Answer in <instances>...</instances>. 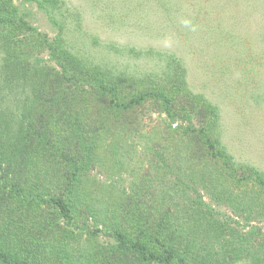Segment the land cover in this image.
Instances as JSON below:
<instances>
[{
    "label": "rangeland",
    "instance_id": "obj_1",
    "mask_svg": "<svg viewBox=\"0 0 264 264\" xmlns=\"http://www.w3.org/2000/svg\"><path fill=\"white\" fill-rule=\"evenodd\" d=\"M11 3L15 20L0 27V247L31 264H264V189L237 180L241 169L264 178V0ZM51 67L57 94L93 71L117 97L47 110ZM148 90L171 97L172 118L155 98L125 106ZM188 126L228 154L235 177ZM59 196L71 219L49 201ZM114 229L151 240L134 250Z\"/></svg>",
    "mask_w": 264,
    "mask_h": 264
},
{
    "label": "trees",
    "instance_id": "obj_2",
    "mask_svg": "<svg viewBox=\"0 0 264 264\" xmlns=\"http://www.w3.org/2000/svg\"><path fill=\"white\" fill-rule=\"evenodd\" d=\"M14 6L11 3V0H0V27H3L2 24L6 22H11L15 20V13L13 11ZM11 24H14L12 22ZM56 49H57V45ZM55 46H51V50L57 57V53L55 50ZM64 68V67H63ZM49 71V69H48ZM55 74L56 78L54 79H49L47 80H42L40 81L41 86L44 87L45 91H43L41 88V94L42 91L45 92V94H42L39 98H41V104L43 103V106L48 110L51 106V104H54L55 102H66L67 98L68 100L71 99V97H76L79 101L82 103L84 102H94V100H101L105 101L107 96L112 95V98L114 96L117 97V92L118 88L117 85L113 83V85L106 79L105 76L100 75V74H94L93 71H89L88 73H73L72 75L74 77H69V85L65 90H63V93L57 94V88L54 87L55 83L57 82L56 85H58V71L56 73L54 72L55 69L54 67H51V72ZM63 73V72H62ZM60 75V74H59ZM81 76V77H79ZM55 80V81H54ZM147 98H155L159 101H161L164 111L166 112L167 115H169L171 118L174 116L173 110V103L171 100V97L167 95L163 90H148L146 92H143L138 95H131L128 98L127 103L125 106L127 108H136L139 105H141L144 101L147 100ZM44 100V101H43ZM66 100V101H65ZM95 103V102H94ZM97 103V102H96ZM40 104V103H39ZM40 104V105H41ZM43 108V110H45ZM198 133L200 134V137L202 138V141L205 144V152L208 155V158L211 160H215L223 166V168L226 169L227 173L231 175L232 177H235L237 168L231 163L230 157L224 150L218 147L216 142L212 140L211 137L207 135L206 132H204V129L202 128H193V127H185L182 128V134H191V133ZM5 171V168L0 165V172ZM242 174H240V178L237 180L242 181V180H248V179H253L257 185L262 187L264 189V178L257 173L253 169H241ZM235 179V178H234ZM12 191L14 192V195L16 198H18L19 202L22 203L23 205H34L33 204V199L32 198H27L25 196V193L23 192L22 189L19 188H12ZM49 201L53 204L54 207L58 209V212L63 218L66 219H71L72 215L69 211V208L67 206L66 201L62 197H52L49 199ZM114 234L118 242L122 245L125 246H131L133 247L134 250L137 249H144V245L140 242L141 238L147 237V239L151 240V236H136L135 240L129 241L128 239L125 238L124 234L119 230V229H114L111 232ZM148 258H153L156 260L160 261H169L172 258H174L173 251L169 253V255L166 258H162L161 256L150 252L147 256ZM181 263L183 264V260H180ZM0 264H31L29 261V256L24 255V256H19L17 252H9L8 250L2 249L0 247Z\"/></svg>",
    "mask_w": 264,
    "mask_h": 264
}]
</instances>
